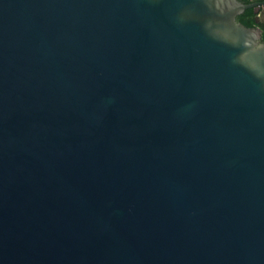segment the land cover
I'll return each mask as SVG.
<instances>
[{"label":"water","instance_id":"water-1","mask_svg":"<svg viewBox=\"0 0 264 264\" xmlns=\"http://www.w3.org/2000/svg\"><path fill=\"white\" fill-rule=\"evenodd\" d=\"M262 1L0 0V264H264Z\"/></svg>","mask_w":264,"mask_h":264},{"label":"flooded vegetation","instance_id":"flooded-vegetation-1","mask_svg":"<svg viewBox=\"0 0 264 264\" xmlns=\"http://www.w3.org/2000/svg\"><path fill=\"white\" fill-rule=\"evenodd\" d=\"M241 1L243 3H246V4H252L254 2V0H241ZM262 2H264V1H262ZM248 9L254 10L255 19H256V25L254 27L260 28L262 30V40L264 41V3L258 5V7L256 6L254 8H248Z\"/></svg>","mask_w":264,"mask_h":264},{"label":"trees","instance_id":"trees-1","mask_svg":"<svg viewBox=\"0 0 264 264\" xmlns=\"http://www.w3.org/2000/svg\"><path fill=\"white\" fill-rule=\"evenodd\" d=\"M238 20L248 27H254L256 25L254 10L246 9L243 14L238 16Z\"/></svg>","mask_w":264,"mask_h":264}]
</instances>
